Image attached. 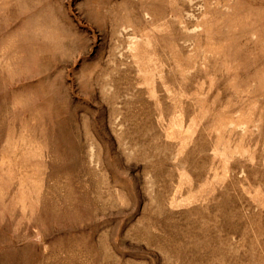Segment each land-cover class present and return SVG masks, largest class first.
Masks as SVG:
<instances>
[{
	"label": "rangeland",
	"instance_id": "obj_1",
	"mask_svg": "<svg viewBox=\"0 0 264 264\" xmlns=\"http://www.w3.org/2000/svg\"><path fill=\"white\" fill-rule=\"evenodd\" d=\"M0 264H264V0H0Z\"/></svg>",
	"mask_w": 264,
	"mask_h": 264
}]
</instances>
